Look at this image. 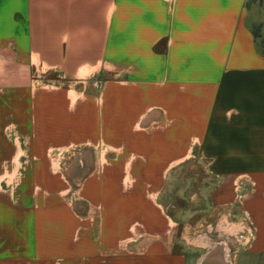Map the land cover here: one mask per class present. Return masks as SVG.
I'll return each mask as SVG.
<instances>
[{"label": "crops", "instance_id": "0c3cea01", "mask_svg": "<svg viewBox=\"0 0 264 264\" xmlns=\"http://www.w3.org/2000/svg\"><path fill=\"white\" fill-rule=\"evenodd\" d=\"M247 1L0 0V264L264 257Z\"/></svg>", "mask_w": 264, "mask_h": 264}, {"label": "rangeland", "instance_id": "374dc122", "mask_svg": "<svg viewBox=\"0 0 264 264\" xmlns=\"http://www.w3.org/2000/svg\"><path fill=\"white\" fill-rule=\"evenodd\" d=\"M247 2L249 4L248 6L250 7L252 14L254 15V17L256 19V22H254V24H255L254 25V31H256L259 34V39L262 42V40L264 39V0H248ZM221 227L222 226H220V228ZM231 228H229L228 230H230L232 232ZM199 241L201 242V240H199ZM201 244L207 245L205 242H203ZM227 248H228V246H227ZM238 263L240 264V261H238ZM247 264H264V257L258 258V259L256 258L253 260V263H252V261H249V263H247Z\"/></svg>", "mask_w": 264, "mask_h": 264}, {"label": "bare ground", "instance_id": "6f19581e", "mask_svg": "<svg viewBox=\"0 0 264 264\" xmlns=\"http://www.w3.org/2000/svg\"><path fill=\"white\" fill-rule=\"evenodd\" d=\"M228 251V248H227V244L224 242V241H221V243H219L218 245V248H215V249H209V254L206 255V257L211 260V262L213 264H216V262H213L214 258L216 257V255H220V260L218 261H224V263H227V264H231V262L228 260V254H227V251ZM224 253V258L223 259V254ZM204 254V253H203ZM222 254V256H221ZM222 259V260H221Z\"/></svg>", "mask_w": 264, "mask_h": 264}, {"label": "water", "instance_id": "95a60500", "mask_svg": "<svg viewBox=\"0 0 264 264\" xmlns=\"http://www.w3.org/2000/svg\"><path fill=\"white\" fill-rule=\"evenodd\" d=\"M209 253L204 254L200 259L198 264H209L211 262V260H209L206 255ZM214 262H216V264H224L222 261H218V260H214Z\"/></svg>", "mask_w": 264, "mask_h": 264}, {"label": "trees", "instance_id": "16d2710c", "mask_svg": "<svg viewBox=\"0 0 264 264\" xmlns=\"http://www.w3.org/2000/svg\"><path fill=\"white\" fill-rule=\"evenodd\" d=\"M254 34H255L256 36H259V34H258L256 31H254ZM261 46H262V49H263V52H264V39H263L262 42H261Z\"/></svg>", "mask_w": 264, "mask_h": 264}]
</instances>
